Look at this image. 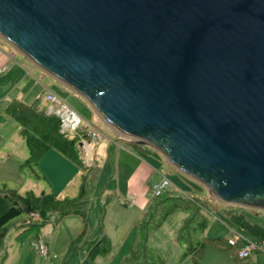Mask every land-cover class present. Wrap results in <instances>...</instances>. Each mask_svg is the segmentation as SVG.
<instances>
[{"label": "water", "instance_id": "1", "mask_svg": "<svg viewBox=\"0 0 264 264\" xmlns=\"http://www.w3.org/2000/svg\"><path fill=\"white\" fill-rule=\"evenodd\" d=\"M0 38L220 203L264 211V0H0Z\"/></svg>", "mask_w": 264, "mask_h": 264}, {"label": "rangeland", "instance_id": "2", "mask_svg": "<svg viewBox=\"0 0 264 264\" xmlns=\"http://www.w3.org/2000/svg\"><path fill=\"white\" fill-rule=\"evenodd\" d=\"M0 42V47L6 48L11 56H15L18 62L27 67L26 69L23 68L25 74L28 71L32 72L29 80L41 86L42 104H45L47 94H53L82 118L84 123L80 127L81 130L89 126L97 129L104 136L102 140L97 142L95 158L89 163V165L93 164L94 168L89 171V174L86 169H90L91 166L77 167L82 175L88 174L86 185L88 186L89 226L86 232H84L85 225L83 220L79 216H71L57 225L49 224L41 231L38 239L31 234L25 240L19 241L17 236L23 229L13 228L6 237V250L0 256V264L5 263L2 260L4 256L8 255V264H83L87 258L88 247L86 243L99 233L103 224L105 226V234L111 239L112 249L109 255L99 256L96 259V264H119L124 257L130 255L136 238L135 223L147 208L141 207L136 201L133 204L128 202V189L124 184L123 178L124 168L118 161L120 149L131 153L134 151L140 156L146 157V160L156 170V173H153L145 182V198L148 203L154 198V186L163 177H166L171 182V187L167 190L170 191V194L175 196H195L207 203L209 209L207 215L210 219V226L205 234L206 237L229 239L233 232H239L244 235L230 221V216L236 213L244 215L251 224L260 225L264 228V211L224 205L209 195L201 184L176 170L154 149L144 152L141 150L136 151L135 148L125 142L126 139L121 138L118 134L116 135V132L98 116L83 98L42 72L10 44L9 46L3 45L1 39ZM36 78L42 80V85ZM47 107H49V103ZM89 130L91 129L89 128ZM77 131L69 133L74 135ZM118 145L121 148H117ZM72 164L77 166L74 163ZM22 172L26 182L31 180L37 184L38 195L44 191L53 193L51 186L43 177L39 182H36L29 170H22ZM37 172L39 171L37 170ZM188 215L189 212L187 210L179 209L161 227L153 230L150 234L149 246L165 259L166 264H192L191 259H183L185 246L176 239L178 230ZM82 234H84V239L79 245V249H72L73 241ZM245 237L254 241L250 236ZM41 242L45 243L49 249L47 257L42 256L39 252ZM253 255L258 264H264L263 252L254 253ZM201 264H234V262L233 256L229 251L222 248L208 247Z\"/></svg>", "mask_w": 264, "mask_h": 264}, {"label": "trees", "instance_id": "3", "mask_svg": "<svg viewBox=\"0 0 264 264\" xmlns=\"http://www.w3.org/2000/svg\"><path fill=\"white\" fill-rule=\"evenodd\" d=\"M45 101L48 103L45 97ZM48 107L41 103V99L32 104L13 101L6 109V113L20 126V134L25 140L29 158L21 165V169L29 170L37 178H42L36 168L50 150H55L77 166L85 167L81 156L80 145L83 141H90L89 128L78 130L74 135L62 133L60 121L49 115ZM136 151H146L152 148L143 147L125 141ZM153 150V149H152ZM94 168L86 169L87 173ZM88 174L82 176L79 194L73 198L58 199L52 193L43 192L38 195L32 191L22 194L16 188L0 186V256L6 250V237L13 229H23L17 236L19 241L25 240L33 234L37 239L41 231L49 224H59L71 216H79L85 225L88 221ZM147 210L135 223L136 238L130 255L124 257L119 264H166L165 259L149 246L150 234L161 227L167 219L179 209H185L189 215L184 219L178 230L176 239L185 246L184 257L191 259L192 264H201L208 247L222 248L233 256L234 264H258L254 255L241 259L238 251L244 247V242H238L232 247L228 238H208L205 236L210 226L207 215V203L195 196H175L166 191L161 197H154L149 201ZM230 221L238 227L244 236H250L258 244H264V228L251 224L244 215L239 213L230 216ZM84 234L75 239L72 249H79ZM87 258L83 264H96L99 256H107L111 252V239L105 234V226L94 238L86 243ZM259 253V252H256ZM7 260L4 256L3 262Z\"/></svg>", "mask_w": 264, "mask_h": 264}, {"label": "crops", "instance_id": "4", "mask_svg": "<svg viewBox=\"0 0 264 264\" xmlns=\"http://www.w3.org/2000/svg\"><path fill=\"white\" fill-rule=\"evenodd\" d=\"M0 39L3 45L9 46L8 42ZM9 56L11 54L6 48L0 47V69L3 70L0 73V186L16 188L22 194L30 191L37 194V184L31 180L26 182L23 169H21V165L29 158L26 142L20 134L19 124L6 113V109L13 101L32 104L42 99L41 86L29 80L32 72L28 71L25 74L23 71V68H27L25 65L18 62L15 56ZM36 80L42 85L41 79L36 78ZM47 105L48 103L45 101V106ZM96 147L97 143L94 142L84 141L80 145L81 156L88 167L95 158ZM118 147L121 148L119 145ZM90 148L92 157H90ZM118 161L124 168L123 178L128 189V202L133 204L136 201L141 207H147L145 182L153 173H156V170L146 160V157L140 156L134 151L131 153L120 149ZM77 167L57 151L50 150L36 169L51 186L52 194L58 199L64 200L79 194L83 175ZM33 176L36 182L42 179L35 177L34 174ZM6 257L7 261L4 264L9 263V255Z\"/></svg>", "mask_w": 264, "mask_h": 264}, {"label": "built area", "instance_id": "5", "mask_svg": "<svg viewBox=\"0 0 264 264\" xmlns=\"http://www.w3.org/2000/svg\"><path fill=\"white\" fill-rule=\"evenodd\" d=\"M2 71L3 70L0 69V73ZM46 100L49 103L47 112L60 121L62 133L77 131L83 125L84 122L82 118L53 94H47ZM88 136L90 137V142L94 143L102 140L104 137L103 134L95 128L89 130ZM170 187L171 182L166 177H163L153 188L154 197H161ZM238 242H244L245 244L244 247L238 251V257L241 259L251 257L256 252L264 253V244H258L255 241L249 240L239 232H233L232 236L228 239V243L230 246L235 247ZM39 252L45 257L49 255V249L45 243H40Z\"/></svg>", "mask_w": 264, "mask_h": 264}, {"label": "bare ground", "instance_id": "6", "mask_svg": "<svg viewBox=\"0 0 264 264\" xmlns=\"http://www.w3.org/2000/svg\"><path fill=\"white\" fill-rule=\"evenodd\" d=\"M91 154H92V151L90 150V157H92V155H91Z\"/></svg>", "mask_w": 264, "mask_h": 264}]
</instances>
